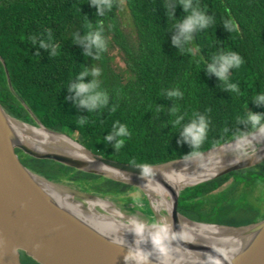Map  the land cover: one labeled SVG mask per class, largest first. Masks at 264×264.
<instances>
[{
	"label": "trees",
	"instance_id": "trees-1",
	"mask_svg": "<svg viewBox=\"0 0 264 264\" xmlns=\"http://www.w3.org/2000/svg\"><path fill=\"white\" fill-rule=\"evenodd\" d=\"M89 2L0 0V56L13 90L47 128L71 135L104 157L150 165L185 158L193 151L184 142L182 129L172 124L176 118L173 107L185 116L184 123L194 113L209 118L208 137L196 149L198 153L233 140L238 129L249 131V126L239 124L237 119L247 110L264 113V105L251 102L255 94L264 90V0H195L214 18V23L193 33V41L182 50L172 42L179 21L170 16L174 10L175 18L183 19L185 13L178 6L179 0H114L113 9L104 17L96 16L97 10ZM123 3L131 16L133 35L121 27L118 11ZM226 21H233L236 29L229 31ZM101 22L108 48L99 59L95 48L86 57L85 48L73 43V36L86 34L89 23L94 29ZM48 32L58 46L55 56L31 43L33 36L47 39ZM116 51L121 54L124 67L115 63ZM229 51L244 60L240 69L229 73L230 81L239 85V94L225 91L218 77L205 68L214 56ZM85 66L101 70L98 80L110 97L109 105L103 109L90 111L80 107L75 94L67 88ZM92 79L86 77L85 82ZM175 88L183 92L182 99L166 96L168 90ZM0 103L11 115L34 123L9 89L1 61ZM80 119L88 122L81 125ZM117 121L126 124L132 133L119 150L114 148L116 140L105 139L114 135L112 129ZM16 152L29 169L83 192L120 203L133 200L130 193H140L136 187L121 182L53 160L33 158L20 149ZM257 183H264V162L184 189L177 208L197 221L231 226L256 222L264 218V204H250L244 196ZM206 199L212 201L209 206ZM20 259L21 264H42L22 250Z\"/></svg>",
	"mask_w": 264,
	"mask_h": 264
},
{
	"label": "water",
	"instance_id": "water-1",
	"mask_svg": "<svg viewBox=\"0 0 264 264\" xmlns=\"http://www.w3.org/2000/svg\"><path fill=\"white\" fill-rule=\"evenodd\" d=\"M0 61L9 89L34 120V123L23 121L8 113L0 103V264H21L20 250L42 264H126L125 256L137 247L150 253L148 264H209V255L216 257L220 264H264V218L246 225L231 226L190 219L177 208L184 189L264 162V153L259 154L263 148L260 144L255 146V152L245 149L247 155L217 171L183 174L188 181L178 187L174 177L164 171V166L215 153L234 143V140L200 152L197 156L150 164L151 174L144 176L140 168L142 165L104 157L86 148L71 135L47 128L15 93L1 56ZM24 125L40 129L60 140V143H45L29 137L23 130ZM72 148L77 152L71 151ZM16 149L33 158L53 160L85 173L136 187L145 198L144 203L140 202L138 206L133 203V198L120 205L113 198L83 192L70 184L53 182L25 166ZM47 183L76 193L110 199L123 209L127 206L134 209L136 206L146 213L145 224L148 226L158 224V221L144 186L154 187L167 203V208L161 213L167 214L171 233L176 237L175 246L192 263L171 254L161 256L153 247L137 245L129 236L116 233L56 198L47 188ZM185 221L230 229L242 240V245L238 250H233L193 239L184 227Z\"/></svg>",
	"mask_w": 264,
	"mask_h": 264
},
{
	"label": "clouds",
	"instance_id": "clouds-1",
	"mask_svg": "<svg viewBox=\"0 0 264 264\" xmlns=\"http://www.w3.org/2000/svg\"><path fill=\"white\" fill-rule=\"evenodd\" d=\"M89 4L97 10L96 16L104 17L113 9L114 0H90ZM178 6L183 8L185 15L183 19H176L175 11L173 10L170 12V16L179 21L175 25L177 34L173 37L172 42L179 50H182L193 41V33L208 29L214 23V18L208 15L207 11L202 9L195 0H179ZM225 27L229 31H232L235 30L237 26L233 21H226ZM31 43L33 46L49 51L52 56L58 54V46L53 43L51 32H48L47 39H44L43 36H33L31 38ZM73 43L81 44L85 48L86 51L84 55L86 57L91 55V50L95 48L97 50L96 59H99L100 55L108 48L102 22L98 23L94 29L92 24L89 23V30L84 35L75 33L73 36ZM188 51L191 52V49H188ZM243 64L244 60L238 53L229 51L214 56L212 62L208 63L205 68L209 74H215L218 77L225 91L239 94V85L230 81L229 73L233 69H240ZM89 76H92L93 79L91 82H85V78ZM100 76L101 70L99 68H89L85 66L84 70L76 76L75 81L67 87L70 92L75 94V102L80 107H86L91 111L97 108L103 109L109 105L110 97L106 91L101 89L98 80ZM166 96L169 99H182L183 92L179 88H175L168 90ZM251 102L255 105H264V90L255 94ZM112 110L115 111V107H113ZM172 114L176 117L172 124L175 128L182 129L181 135L184 142L189 143L193 149L186 157L200 155L196 149H199L208 137L210 127L209 118L206 115L194 113L192 118L189 119L187 123H184L185 116L179 114L178 108L173 107ZM237 119L239 124H246L249 126V131L244 132L238 129L239 134H233L235 149L241 151L245 150L246 147H250L257 136L264 135V113L247 110L245 115H240ZM87 122V119H80L81 125ZM112 131L114 135L109 134L105 139L109 142L116 140L114 144L116 150L121 149L125 144V139L132 135L128 126L119 123V121L113 125ZM225 131L227 132L228 130L225 129ZM244 154L247 155L246 150ZM140 168L144 176L151 174L152 169L149 164H144L140 166ZM134 203L140 204V201L136 200ZM130 225L131 231L138 237L136 241L137 245L141 243L147 233V238L151 241L153 248L161 256L168 254L169 245L176 239V237L170 233L167 225L153 224L151 231L147 230V226L142 221L132 220L130 221ZM149 258L150 253H146L142 248L137 247L128 252L125 256V261L126 264H128V262H132V264H148ZM208 260L209 264H220L219 260L214 256L209 255Z\"/></svg>",
	"mask_w": 264,
	"mask_h": 264
},
{
	"label": "bare ground",
	"instance_id": "bare-ground-1",
	"mask_svg": "<svg viewBox=\"0 0 264 264\" xmlns=\"http://www.w3.org/2000/svg\"><path fill=\"white\" fill-rule=\"evenodd\" d=\"M25 133L36 140L59 144L60 140L43 132L40 129H33L32 127L22 126ZM260 144L263 148L260 150L259 154L264 153V135L257 136L250 147H246L247 150L253 152L256 151V147ZM69 148V147H68ZM73 152H77L74 148L70 149ZM245 150L237 151L235 149L234 143L222 147L215 151V153L199 156L187 161L175 162L164 166V171L169 175L173 176L175 179L176 186L180 187L187 183V178L183 174H187L190 171L205 174L219 170L221 167L228 165L244 155ZM47 188L51 193L71 206L73 209L80 211L86 216L94 219L98 223L104 225L105 227L115 231L118 234L129 236L133 241H137L138 237L131 231L130 221L138 220L142 221L144 224L147 223L146 213L144 214L142 210L131 209V206H127L123 209L118 206L114 201L105 198L93 197L90 195H84L76 193L64 187H55L47 183ZM154 187L144 186L146 193L148 194L152 207L157 216L158 224L167 225L170 233V227L167 220V214L163 215L161 211L167 208V203H165L161 196L159 195ZM130 210V211H127ZM146 225V224H145ZM147 226V230L151 231L152 226ZM184 227L187 229V233L191 238L196 240H201L204 242H209L215 244L219 247L226 249L238 250L242 245V240L237 237L234 231L216 226H204L195 225L190 222L185 221ZM172 234V233H171ZM140 244L145 246L153 247L151 241L147 238V233L145 238ZM175 241L173 240L169 245L168 254H171L182 261L187 263H192L188 257H186L181 251H179L175 246ZM191 261V262H190Z\"/></svg>",
	"mask_w": 264,
	"mask_h": 264
},
{
	"label": "rangeland",
	"instance_id": "rangeland-1",
	"mask_svg": "<svg viewBox=\"0 0 264 264\" xmlns=\"http://www.w3.org/2000/svg\"><path fill=\"white\" fill-rule=\"evenodd\" d=\"M118 16H119V20L121 23V27L124 30V32L133 35L134 29H133V25H132L131 16H130L128 9L124 6V3L122 5V7L120 8V10L118 11ZM117 51H116V53L115 52L113 53L115 56L114 61L121 68V67H124L125 65H124V62L122 60L121 54L118 53ZM73 135L75 136L76 134L73 133ZM238 192L240 193L241 189L236 191V193H238ZM140 193L139 192H132V193H130V196L132 198H136V199H134L135 201L139 199L140 202L144 203L145 198L142 195H140ZM215 193H217V192H215ZM244 199L246 201H248V203H250V204L263 206V204H264V183H259V184L257 183L256 185H254V187L251 188L247 192V194L244 196ZM205 202H206L207 206H209L210 202H212V201L209 199H206ZM121 204L124 205L123 203H120V205ZM136 205L140 206L139 204H136ZM263 208H264V206H263ZM134 209H138V208L135 206Z\"/></svg>",
	"mask_w": 264,
	"mask_h": 264
}]
</instances>
